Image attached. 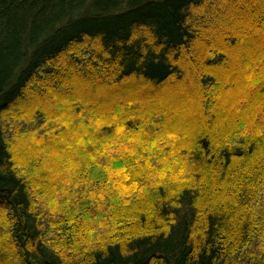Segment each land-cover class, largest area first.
<instances>
[{"label": "trees", "instance_id": "16d2710c", "mask_svg": "<svg viewBox=\"0 0 264 264\" xmlns=\"http://www.w3.org/2000/svg\"><path fill=\"white\" fill-rule=\"evenodd\" d=\"M0 264H264V0H0Z\"/></svg>", "mask_w": 264, "mask_h": 264}]
</instances>
